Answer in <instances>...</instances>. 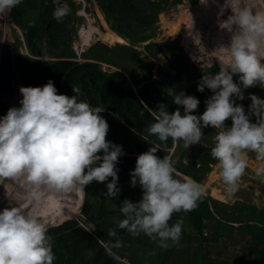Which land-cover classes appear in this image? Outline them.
Here are the masks:
<instances>
[{
    "label": "clouds",
    "instance_id": "obj_1",
    "mask_svg": "<svg viewBox=\"0 0 264 264\" xmlns=\"http://www.w3.org/2000/svg\"><path fill=\"white\" fill-rule=\"evenodd\" d=\"M20 3L0 0V13ZM224 6H230L232 13L223 23L232 33L226 47L229 59L218 72L204 73L197 84V91L212 93L205 111L193 114L200 104L195 96L169 92L183 113L180 107L169 112L166 104H160L147 131L161 142L171 139L189 148L200 144L203 128L218 129L211 156L226 192L232 194L248 167L249 152L259 162L256 176L264 177V99L249 94L247 113L235 102L245 99L242 89L264 88V10L253 13L241 8L239 0H225ZM69 12L68 4L59 5L52 18L62 22ZM72 91L76 95L71 97L57 94L51 80L43 86L20 87L19 107L0 116V179L23 178L29 186L24 197L29 203H39L44 191L83 194L93 181H107L104 194L109 198L120 192L116 165L123 147L106 139L109 124L101 115L105 109L80 100L78 87ZM157 151L151 147L136 158L129 185L139 186L141 196L137 202H121L117 228L132 236L143 234L166 249L178 245L182 235L184 221L170 224L173 214L194 210L204 189L190 177L178 178L172 156L160 158ZM48 228L16 204L0 210V264H54ZM108 234L116 236V231L110 229ZM115 246H120L119 241Z\"/></svg>",
    "mask_w": 264,
    "mask_h": 264
},
{
    "label": "rangeland",
    "instance_id": "obj_2",
    "mask_svg": "<svg viewBox=\"0 0 264 264\" xmlns=\"http://www.w3.org/2000/svg\"><path fill=\"white\" fill-rule=\"evenodd\" d=\"M52 2V7H54V9L65 3L68 4L70 8L69 14L63 19L68 25L66 24L63 30L61 29L58 31L60 35L65 34L66 36V46L63 51L66 52L70 47L74 51L73 57L69 59L78 63L84 61L96 62V60L89 59L87 55H85L88 49H93L97 54L100 53L107 57H112V64L105 61L98 62L101 71H121L124 74L125 82L129 83L133 89L137 90L138 86L136 87L133 85L132 78L139 81L141 85L144 81L148 82L150 80H155V82H160V84L163 83L162 87L167 93L184 91L186 95H192L197 98V93L194 92L197 85L193 87V85L186 83L184 80L185 75L177 67H174V63L179 66L181 62L180 59H176L175 56L167 50V47H179L181 56L184 57L187 63H191L195 67L194 73L197 72L203 75L205 68H212L213 66L220 68V66L226 64H220L214 59L216 55L221 54L226 57L228 54L223 53V50H218V48H222L218 45L220 44L219 41L216 42V40L222 38L220 37L221 35H224V28L218 23L215 24L216 27H214L212 31L211 28L203 22V19L206 18L207 15L210 18L216 15V18H211L214 22H219L218 20H224L223 22H225L232 13L229 6H224V4L217 6L214 0H205V2L204 0H197L195 3H189L187 0H183V2L178 5L167 8L166 10H161L157 15V22L155 23L157 28H155L154 37L147 41L134 44L126 42V40L110 30L95 0H52ZM200 2L204 4L205 9L199 8ZM243 2L242 8H248L253 13L264 10V0H243ZM201 10H203L202 14L200 13ZM10 11L11 10L0 13V116L4 115L16 100L22 98L19 92V86H23L25 79L28 78L26 74L31 66L36 64L35 66L38 65L37 70L44 71L52 67L57 60L63 59V57L53 56L51 54L33 57L27 49L24 31L12 21ZM28 13L35 15L37 12L29 9ZM45 22V25L50 26L49 21L46 20ZM131 22L135 24V21ZM234 27L235 26H233V29ZM231 35L232 33L227 30L226 46L230 44ZM150 41L160 43L162 46L152 45L146 48L144 45ZM67 43L70 44L69 48ZM117 44H123L134 48H129L123 52L122 50L114 48ZM44 45V53H51L59 50L55 47H50L46 43ZM217 46L218 48H216ZM16 51L33 59L16 63ZM194 73L191 74V77L195 80L196 75H194ZM208 73L214 74L215 71L210 69ZM236 81L237 78L234 82ZM242 92L245 97L244 100H235V97H233V99L237 104H242L244 106L246 113L248 111V105L251 103L248 98L249 94H254L264 99V88L259 86L242 89ZM201 93L204 99L199 100V107L193 113L196 115H200L205 111L206 100L212 95L211 91L208 89H205L204 92ZM178 107L181 108V112L183 113L182 107L178 105L177 107L168 106V111L174 112ZM151 113L153 114L154 112L151 111ZM256 119L255 116L250 117L252 122H256ZM225 123L227 126H230L231 120L229 119ZM120 128L121 133L118 137V142L120 145L125 144L127 150L130 151L125 155L136 156L133 157L134 160H132L134 164L138 155L147 152L151 147H157L158 151L156 155L160 158L166 155L172 156L177 177L184 178L188 176L184 175L182 170L189 169L191 166V157H195L198 166H209L208 171L201 173L202 181L199 184L203 186V195H210L212 198L218 199L228 205H244V203H247L248 205H255L257 208L263 207L264 177H257L255 174V169L259 166V162L255 159L254 153H248V167L238 181L237 190L232 194H228L225 190V186L215 167L217 162L207 163L209 160V151L207 150L212 149L214 146V137L218 129L211 127L203 128L202 132L204 136L200 144H194L189 148H185L182 142L178 144L173 141L170 146L166 145L165 147V145H161L159 142L148 140L147 137L138 136L132 128L128 129L122 125ZM202 147L205 150L201 152L200 150ZM101 185L103 193H105L107 191L105 186L106 182H101ZM118 187L120 188V192L115 197L116 200L121 199L122 202L124 199H133L130 194H123V192L127 190L124 185L118 184ZM28 191L29 186L23 178L0 179V210L15 206L16 204L27 214L37 215L42 222L52 220L51 209L54 206V199L51 194L53 192L44 191L43 194L47 195H42L39 203L33 204L24 199ZM55 193L59 201L63 203L60 202L63 207L61 205L55 212L60 214L63 208L66 209L70 217L64 219L62 224L67 221H70V223L51 234L49 233L48 235L51 236L52 241L65 238L79 231H84L95 237L105 246L99 237V232L102 229H107L112 221L118 222V220H120L117 202L113 204L111 199L104 194L108 212L105 219L100 221L98 225H94L86 219L84 214V207L82 205L84 193L81 198L82 215L78 210H74L69 206L65 199L60 196L59 192ZM73 194V196H69L75 200L77 193L76 195L75 193ZM205 223L206 226L202 234L204 238L201 239V234L195 229V226L190 223L188 218L184 220L186 234L184 236L181 235L179 243L184 240L189 241L188 243L191 246L189 254L191 257L198 255L196 250L201 244V254L206 256L207 260H212L214 263L247 264L253 262L256 251L264 246L263 242L256 250L252 245L249 232L238 230V228H236L237 222L233 223L234 228L225 229H218L215 226V222L212 220H207ZM250 223H253V221H250ZM76 224L78 227H75ZM51 226L55 225L50 224L49 227ZM79 226L89 233L80 229ZM95 227L98 230L97 232ZM123 239L124 240L119 243L120 246H118L117 249L119 252L123 253V255L131 258L135 263L181 264L182 262L177 245L162 249L159 248L153 240L143 234L139 236L126 234L123 236ZM86 254L87 252L81 255L79 259L86 257ZM115 257L116 260L113 264H133L127 259L125 260L117 255Z\"/></svg>",
    "mask_w": 264,
    "mask_h": 264
},
{
    "label": "trees",
    "instance_id": "obj_3",
    "mask_svg": "<svg viewBox=\"0 0 264 264\" xmlns=\"http://www.w3.org/2000/svg\"><path fill=\"white\" fill-rule=\"evenodd\" d=\"M187 1L189 3H195L197 0ZM95 2L110 30L126 40V42L134 44L147 41L154 37L155 28H157L155 23L157 22V15L159 12L179 4L183 2V0H95ZM52 6V0H21V3L10 11L12 21L24 31L27 49L33 57L43 56L44 54L63 57V59L57 60L52 67L44 71L37 70L38 65L35 66L36 64L31 66L26 74L28 78L25 79L23 86L19 87L43 86L51 80L58 89L57 94H64L69 97L76 95V93L72 91V88L78 87L80 89V95L78 97L80 100L87 101L92 107H101L105 109L106 112H102L101 115L109 124V131L106 136L108 141L120 145L118 137L121 133L120 126L122 125L126 128L131 127L138 136L147 137L148 140L159 142L161 145H165V147L166 145L170 146L172 143L171 139L167 142H161L156 137H150L147 131L149 126L155 122V116L151 111L156 114L155 110L160 104L177 107V105L172 102V97L165 92L162 87L163 83L160 84V82L158 83L155 82V80H150L148 82L144 81L141 85L139 81L132 78L133 85L139 86L137 90L134 91L132 86L125 82L124 74L121 71H101L98 62L105 61L112 64L113 58L100 53L97 54L93 49H88L85 55H87L89 59L96 60V62L84 61L78 63L69 59L73 57L74 51L71 47L69 48V43H67L69 49H67L66 52L63 51L66 46V36L65 34L60 35L58 33L59 30L64 29L67 23H65V21L57 22L52 18V13L54 11V7ZM29 9L35 10L37 13L31 15L28 13ZM46 20L49 21L50 26L45 25ZM131 21H135V24ZM45 43L59 50L51 53H44ZM152 45L162 46L160 43L152 41L144 46L149 48ZM114 48L125 52V50L134 47L117 44ZM179 49V47H167V50L174 55L176 59H180L181 61L179 66L174 63V67H177L185 75L184 80L187 84L195 87L194 85L198 84L202 74L197 72L194 73L195 67L193 64L185 61L184 57L179 53ZM15 58L16 63L33 59L18 51H16ZM210 69H213L215 73L219 71L217 66H213L212 68H205L204 73H208ZM192 73L196 75L195 80L191 77ZM236 78L237 75H234L233 80L235 81ZM180 82L183 83L182 81ZM194 92L197 93V98L199 100L204 99L203 94L197 91L196 87ZM144 105H146V107ZM11 107H19V100H16L10 108ZM110 111H113V113ZM121 146L123 147V153L130 152L127 150L125 144ZM204 150L205 149L202 147L200 151L202 152ZM207 151H209V160L207 163L217 162L211 156V149ZM132 160H134L132 156L124 154L118 158V163L116 165L118 169L117 183L127 188V190L123 192L124 195L126 193L130 194L133 197L131 201L137 202L141 196V189L139 186L130 187L129 185V173L135 167L134 161ZM190 164V168L182 170V173L196 182L201 183V173L208 171L209 166H198L195 157H191ZM110 180L111 178H109V181ZM84 191L82 205L84 207L85 217L92 224L98 225L100 221L105 219L108 212L101 182L93 181L85 186ZM76 193L77 196L75 200L70 197L74 195L73 193L59 194L65 199L69 206L74 210H78L82 215V194L79 192ZM46 195L47 194H43V196ZM51 195H53L52 197L54 199V206L51 209L52 220L44 221L43 223L46 225L56 224L60 219L64 220L70 217L64 208L60 211V214L55 212L63 203L59 201L55 192ZM110 199L113 204L117 202V210L119 213L121 199ZM181 218L183 221L185 218H188L190 223L194 225L195 229L201 234V239L204 238L202 234L206 226L205 221L212 220L215 222V226L218 229L234 228L233 223L237 222L236 228H238V230L249 232L252 245L256 250L264 242V205L261 208H257L255 205H248L247 203H244V205H228L227 203H223L205 194L202 195L194 210L187 213H174L169 223H174ZM120 219H122L121 216ZM250 221H253V223H250ZM69 223L70 221H67L59 226L49 227L48 234L63 228ZM75 227H78V225L76 224ZM79 228L85 230L80 226ZM110 229L116 231V236H109L108 233ZM85 231L88 232L87 230ZM97 231L96 228V232ZM126 234L129 233L124 229L117 228V222L112 221L107 229H102L99 232V237L105 246L95 237L84 231L76 232L65 238L56 239L52 241L53 252L56 256L54 264H113L116 260V255L125 260L127 259L133 264H138L133 262L128 256L119 252L117 246H115L117 241L121 243L124 240L123 236ZM185 234L186 229L183 223L182 236ZM188 242L189 241L184 240L177 245L182 260L181 264H228L214 263L212 260H207L206 256L201 254V244L196 250L198 255L191 257L189 254L191 246ZM85 252H87L86 257L79 259ZM247 264H264V246L256 251L253 262Z\"/></svg>",
    "mask_w": 264,
    "mask_h": 264
},
{
    "label": "bare ground",
    "instance_id": "obj_4",
    "mask_svg": "<svg viewBox=\"0 0 264 264\" xmlns=\"http://www.w3.org/2000/svg\"><path fill=\"white\" fill-rule=\"evenodd\" d=\"M248 2V1H247ZM214 3H215V5L217 4V6H220V5H223V4H225V0H214ZM243 0H239V6L242 8V5H243ZM199 5H200V7L199 8H202V9H205V6H204V4H202V2H200L199 3ZM188 7V6H187ZM230 7V6H229ZM209 9V8H208ZM236 9H235V6L233 7V9H232V11H235ZM182 11V10H181ZM187 11V10H186ZM229 11V10H228ZM202 12H203V10H201L200 11V13L202 14ZM208 13V12H207ZM213 13V12H212ZM184 15V14H183ZM190 15V14H189ZM200 15V14H199ZM184 16H186V15H184ZM196 17V16H195ZM212 19H214V18H216V15L213 17H211ZM210 17H208V15H207V17L206 18H204L203 20V22L204 23H206V25L207 26H209V28H211V30L214 28V27H216L215 26V24H218L219 23V25L220 26H222V27H224V25H223V21L224 20H218L219 22H214L212 19H211ZM198 19V18H197ZM211 19V20H210ZM196 20V19H195ZM194 22H196V21H194ZM208 28V27H207ZM197 29V28H196ZM213 31V30H212ZM224 35H221L220 37H222V38H220V40H216V42H218L219 41V43L220 44H218L219 45V47H221L222 49H219L218 48V46L216 47V48H218V50H223V53H228V51H227V49H226V45H227V41H226V38H227V29H225L224 28ZM223 33V32H222ZM209 34V33H208ZM214 36V35H213ZM207 38V37H206ZM218 39V38H217ZM222 53V52H221ZM214 59H215V61H217L218 63H220V64H225V63H227V61H228V59H229V53L227 54V56L225 57L224 55H221V54H219V55H216L215 57H214ZM169 94V93H168ZM211 208V207H210ZM212 210V209H211Z\"/></svg>",
    "mask_w": 264,
    "mask_h": 264
},
{
    "label": "crops",
    "instance_id": "obj_5",
    "mask_svg": "<svg viewBox=\"0 0 264 264\" xmlns=\"http://www.w3.org/2000/svg\"><path fill=\"white\" fill-rule=\"evenodd\" d=\"M178 5V4H177ZM135 86V85H134ZM137 87V86H136ZM139 87V86H138ZM133 88V87H132ZM134 91H136V89H133ZM140 99V98H139ZM145 107H146V105H144ZM104 112H106V111H104ZM113 112V111H112ZM153 115L155 116L156 114L155 113H153ZM131 129V127H128V129ZM144 138H146V137H144ZM129 153V152H128ZM126 153H124V155H125ZM128 156H130V155H128ZM132 157H136V156H132Z\"/></svg>",
    "mask_w": 264,
    "mask_h": 264
},
{
    "label": "water",
    "instance_id": "obj_6",
    "mask_svg": "<svg viewBox=\"0 0 264 264\" xmlns=\"http://www.w3.org/2000/svg\"><path fill=\"white\" fill-rule=\"evenodd\" d=\"M62 219H60L59 221H58V223H56V224H53V225H55V226H59V225H61L62 224ZM100 242V241H99Z\"/></svg>",
    "mask_w": 264,
    "mask_h": 264
}]
</instances>
